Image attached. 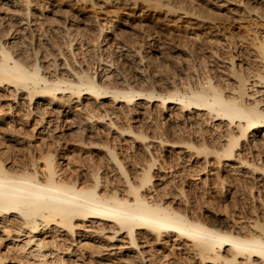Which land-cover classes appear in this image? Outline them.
Returning a JSON list of instances; mask_svg holds the SVG:
<instances>
[{
	"label": "rangeland",
	"instance_id": "1",
	"mask_svg": "<svg viewBox=\"0 0 264 264\" xmlns=\"http://www.w3.org/2000/svg\"><path fill=\"white\" fill-rule=\"evenodd\" d=\"M0 1V39L22 63L31 65L35 59H39L41 68L46 67L45 70L50 72L47 74L58 75L60 64L66 58L74 69L85 70L96 76L102 85L109 87L120 88L133 84L131 87L137 90L168 93L176 87L180 91L197 87L200 83L198 81L211 76L209 78L228 90L235 83L229 69V59L232 58L235 69L249 78V84L252 82L248 84V92L264 101V84L256 82L252 77L256 71V74L262 72V63L255 56L253 43L261 42L264 48V0H29L28 4L26 0H15L16 3L9 6L2 3L6 0ZM221 1L223 4L219 5ZM27 14V26L16 21L18 17ZM63 76L67 77L66 74ZM120 77L126 79L122 85L118 83ZM12 88L0 84V116L7 122H0V131L3 132L0 138L5 132L11 131L16 140L0 139V147L7 154L16 157L22 154L26 157L38 156L39 149L47 147L57 154L63 150L60 148L58 151V141L66 147L71 143L68 139L74 138L72 141H76L82 135L84 137L80 131H68L67 122H63L66 125H60L61 128L56 126L52 131L50 128L45 129L46 132L44 129L42 131L44 125L36 121V116L43 105L47 106L32 103L31 108L41 107L36 108L38 112L35 111V116L29 114L30 117H26L25 97L13 92ZM82 99L83 103L93 102V99L85 96ZM13 100L20 104L15 105L17 103ZM102 100L103 109L106 107L108 117H111L115 125H132L135 131L149 137L146 143H149L150 153L155 158L152 166L154 181L172 179L171 182L184 191V197H181L168 186L161 189H169L170 198L176 196L179 201L176 205L193 210L194 214L206 220H209L208 212H212L233 226L242 223L248 226L256 216L264 222V173L246 166L233 170L229 165L238 166V162L221 160L219 163L212 154L206 157L203 153L196 154L195 150L187 149L185 144L179 142L189 140L196 145L205 142L210 148L216 149L219 141H216L217 130L214 127L218 123L219 130L225 131L226 125L223 122L208 121L195 109L181 111L177 106L169 104L170 107L164 110L157 101H141L136 106V113L134 110L129 114L125 107L124 110L120 108V104H112L104 98ZM75 105L72 111L84 118L86 112ZM44 111L46 117L51 119V124L58 125L57 114L50 113V109ZM108 117L100 121L92 118L100 134L93 135L94 130L84 139L110 144L131 172L150 163V155L142 152L141 145L129 134L119 136L114 131L102 130L101 125L108 122ZM158 138L169 141L160 145ZM82 146L68 147L70 151L66 149L64 155H56L57 163L63 165V169L75 172L81 169V163L88 165L95 161L101 166L99 174L103 175V170L106 171L109 166L106 159L101 157L104 151H97L94 146L79 149ZM244 146L238 150L240 157L264 169V143L251 149ZM102 159L104 161L100 163ZM159 165L162 173L156 171ZM106 175L109 179L115 176L111 173ZM79 224L82 226L75 229V241L67 238L64 240V246L71 242L70 250L73 248V252L61 254L67 264H126L124 258L132 252L122 251L113 256L107 252L110 244H114L112 246L117 249L121 248L123 239L116 236L110 242L103 241L101 236L85 233L94 226L93 223ZM79 233H82L80 237ZM106 233L109 234V231ZM138 239L140 248L149 257L144 264H206L200 263L197 256L193 255L188 241L178 237L162 236L159 241L155 237L140 234ZM3 245L4 242H1L0 253L2 250L1 254L6 259L3 258L1 263H23L17 259L18 254L8 252Z\"/></svg>",
	"mask_w": 264,
	"mask_h": 264
},
{
	"label": "bare ground",
	"instance_id": "2",
	"mask_svg": "<svg viewBox=\"0 0 264 264\" xmlns=\"http://www.w3.org/2000/svg\"><path fill=\"white\" fill-rule=\"evenodd\" d=\"M6 1L2 3L8 6L16 3L15 0ZM28 2L29 0H26L27 4ZM222 4L223 2L219 3V5ZM27 16L28 14L25 17L17 16L16 21L27 26ZM253 45L256 48L255 56L258 62L262 63L261 70L264 73L263 44L257 42ZM229 60L230 73L235 83L231 84L228 90L209 76L207 79H201V81L204 80L202 82L198 81L200 83L197 87L183 91L176 87L168 93H161L154 90H137L131 87L133 84L120 88L102 85L96 76L88 74L83 69H74L75 67L73 68L66 58H63V66L60 64L58 75H55L56 73L47 74L50 72L45 70L46 67L41 68L39 59H35L31 65L22 63L23 61L15 57L0 39V84L13 87V92L24 95L26 102L24 115L26 117L29 114H31L30 116L36 115L41 107L31 108L32 103L47 106L43 105L41 109L43 112L39 111V115L36 116L37 120L35 118L39 124L44 125L42 131L48 128L52 131V129H56V126H65L66 123L63 124V122H67L69 123L68 131L71 129L74 130L72 132L80 131L84 137L91 135L94 130L93 135L100 134L97 131L98 127L95 126L97 124L92 121V118L95 117L100 121L109 116L106 107L105 110L103 109L102 98L108 99L112 104H120V108L125 107L129 114H132L134 110L136 113V106L142 103L141 101L143 103L157 101L161 109L170 107L169 104L177 106L181 111L195 109L200 111L208 121L223 122L226 125V130L220 131L219 125L216 123L217 126L214 128L217 130L215 135L217 140H215L219 141V147L216 149L210 148L205 142L196 145L189 140L179 141L181 144H185L187 149L195 150L196 154L203 153L205 157L212 154L219 163L221 160L238 162V166H235L234 162H232L234 165H229L233 170L246 166L264 173L263 168L240 157V151H238L244 145L251 149L264 143V101L255 98L253 93L248 92L249 78L235 69L232 58ZM55 69L57 70V68ZM256 72L252 77L256 82L264 84V74L259 73L260 71L257 74ZM64 74L67 77L63 76ZM121 78H118L120 85L124 84V80H126L124 77V79ZM84 96L93 99V102L91 104L83 103ZM13 102L18 106L19 102L14 100ZM74 103H76L75 106L79 105V108L86 112L84 118H80L72 111ZM43 108L50 109V113L57 114L58 125L51 124V119L46 117V111H44L46 109L43 110ZM101 110L103 114L100 116ZM35 111L37 112L35 113ZM4 120L5 118L0 116V122H6ZM101 126L102 130L114 131L113 133L119 136H122L123 133L129 134L134 138V141L141 145V151L150 155L151 162L149 161L150 163L141 165L131 172L118 156L114 147L104 142L99 144L86 141L83 135L76 141H72L73 137V139H68V141L71 140V143L66 146L67 148L63 142L58 141V151L63 148L60 153L56 154L55 150L47 147L46 149L40 148L38 156L30 155L28 157L21 153V156H10L5 149L2 150L0 143V241L4 242L3 247L8 252L13 251L16 255L18 254L17 259L22 260V264H32L33 262L34 264L44 262L67 264L65 257H62L61 254L66 255L73 252V248L71 247V251L69 247L71 242L64 246V240L67 238L68 240L73 239L72 242L75 241V229L82 226L79 224L80 222L83 224L93 223L94 226L85 233L101 236L103 241L110 242L115 240L116 236L121 238L120 240L123 239L121 241L123 243L120 244L121 248L117 249L112 246L114 244H110L107 252L112 256L122 251L132 252L131 255L124 258L126 264H144L149 259L139 246L138 235L140 234L145 237H155L156 240L161 239L162 236H175L178 239L186 240L189 242L193 255L197 256L200 263L264 264V222L260 220L259 216L254 217L248 226L245 225L246 227L243 226V223L240 226H233L228 221L217 218L212 212H208L209 220H206L205 217L194 214L193 210L180 208L176 205L179 202H177L176 196L173 195L174 197L170 198L171 191L161 189L168 186L177 195L184 197L182 188L171 182L172 179L160 182H158L160 179H157L156 182L153 179L155 176L152 166L155 158L153 159V155L150 153L149 143H146V139L149 137L142 132L135 131L132 125L118 127L111 117H108V122ZM0 132L2 136L3 132ZM13 135L11 131L10 133L7 131L0 139L14 141ZM157 141L161 145L169 140L158 138ZM78 146H82L79 149L91 146L95 147L97 151H104L101 157L106 159L109 166L106 171L102 169L103 175L99 174L101 166L95 161L88 165L81 163V169L75 172L63 169V165L57 163L56 155H64L67 153L66 149L70 151L71 148L68 147ZM101 157L99 156V158ZM103 159L100 160V163L104 161ZM160 168L159 165L156 171L161 172ZM202 169L204 170L205 167ZM109 173L115 176L110 179L106 178V174ZM211 173L209 172V174ZM106 231H109V234ZM47 232L49 234L44 235ZM79 234L80 237L82 233ZM120 234L123 236L120 237ZM120 240L117 239V241ZM1 253L0 264H3L1 262L4 257ZM129 256L130 259H127ZM49 258L51 259L49 260Z\"/></svg>",
	"mask_w": 264,
	"mask_h": 264
}]
</instances>
